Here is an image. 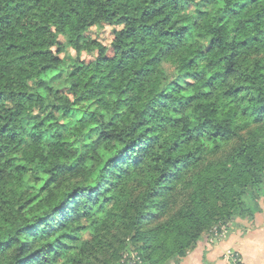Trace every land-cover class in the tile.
<instances>
[{"label":"trees","instance_id":"16d2710c","mask_svg":"<svg viewBox=\"0 0 264 264\" xmlns=\"http://www.w3.org/2000/svg\"><path fill=\"white\" fill-rule=\"evenodd\" d=\"M263 197L264 0H0V264L178 263Z\"/></svg>","mask_w":264,"mask_h":264},{"label":"crops","instance_id":"0c3cea01","mask_svg":"<svg viewBox=\"0 0 264 264\" xmlns=\"http://www.w3.org/2000/svg\"><path fill=\"white\" fill-rule=\"evenodd\" d=\"M260 207L254 216L239 217L230 223L228 238L212 243L205 234L182 261L171 264H223L227 248L237 251L243 264H264V197Z\"/></svg>","mask_w":264,"mask_h":264},{"label":"built area","instance_id":"2783aa9c","mask_svg":"<svg viewBox=\"0 0 264 264\" xmlns=\"http://www.w3.org/2000/svg\"><path fill=\"white\" fill-rule=\"evenodd\" d=\"M228 233H229V230L226 226H221L219 228H215V229L211 230L210 240L217 242V241L223 239V237L228 236ZM129 256H131V257H129ZM225 256H230L228 264H243V261H242L240 254L233 249L228 251V253ZM125 260L129 261L128 264H143V259H142L141 255L138 254L137 252H133L131 255L126 254L123 262Z\"/></svg>","mask_w":264,"mask_h":264},{"label":"rangeland","instance_id":"374dc122","mask_svg":"<svg viewBox=\"0 0 264 264\" xmlns=\"http://www.w3.org/2000/svg\"><path fill=\"white\" fill-rule=\"evenodd\" d=\"M114 30L115 28L113 26H109V25H104V26H101V27H98V26H93L90 30H89V34L93 37V38H97L99 39L100 41H102L104 44H108L112 38H113V34H114ZM61 40H64V38H61ZM70 52L72 53V55H76L75 54V51L73 49H69ZM82 58L84 59H89L90 56L86 53H84L82 55ZM63 82H59L57 85L59 86H63ZM230 233V232H229ZM229 233H228V236H229ZM228 236L226 237H223V239L225 238H228ZM221 239V240H223ZM219 240V241H221ZM218 241V242H219ZM232 250L231 248H227L224 253H223V258H224V263L223 264H228L229 263V259H230V256H225L228 251ZM243 261V260H242Z\"/></svg>","mask_w":264,"mask_h":264}]
</instances>
